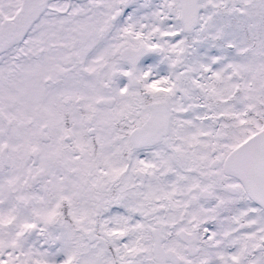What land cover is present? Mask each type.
<instances>
[{
	"label": "snow or ice",
	"instance_id": "obj_1",
	"mask_svg": "<svg viewBox=\"0 0 264 264\" xmlns=\"http://www.w3.org/2000/svg\"><path fill=\"white\" fill-rule=\"evenodd\" d=\"M0 264H264V0H0Z\"/></svg>",
	"mask_w": 264,
	"mask_h": 264
}]
</instances>
